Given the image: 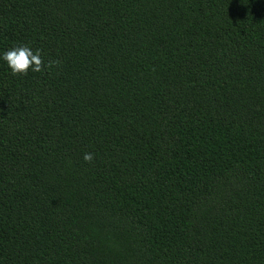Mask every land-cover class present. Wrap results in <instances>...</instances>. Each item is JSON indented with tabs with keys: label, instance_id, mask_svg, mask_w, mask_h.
I'll return each instance as SVG.
<instances>
[{
	"label": "trees",
	"instance_id": "trees-1",
	"mask_svg": "<svg viewBox=\"0 0 264 264\" xmlns=\"http://www.w3.org/2000/svg\"><path fill=\"white\" fill-rule=\"evenodd\" d=\"M17 42L0 264H264V0H0Z\"/></svg>",
	"mask_w": 264,
	"mask_h": 264
},
{
	"label": "clouds",
	"instance_id": "clouds-1",
	"mask_svg": "<svg viewBox=\"0 0 264 264\" xmlns=\"http://www.w3.org/2000/svg\"><path fill=\"white\" fill-rule=\"evenodd\" d=\"M0 62L14 77H23L29 73H41L59 63L56 60L45 61L41 49H33L30 44L24 42H17L0 50ZM82 158L85 162H91L94 154L85 152Z\"/></svg>",
	"mask_w": 264,
	"mask_h": 264
}]
</instances>
